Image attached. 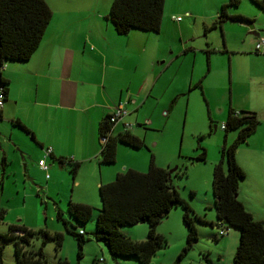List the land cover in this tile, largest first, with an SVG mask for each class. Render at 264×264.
Segmentation results:
<instances>
[{
	"label": "rangeland",
	"instance_id": "374dc122",
	"mask_svg": "<svg viewBox=\"0 0 264 264\" xmlns=\"http://www.w3.org/2000/svg\"><path fill=\"white\" fill-rule=\"evenodd\" d=\"M110 2L97 0L92 6L100 10L105 8L107 13ZM223 8L226 9V16H220ZM238 14L252 21L256 29L262 30L260 35H264V10L255 0H164L160 27L156 33L131 29L152 35L157 43V53L168 52L166 44L169 43L178 51L183 44L191 42L195 46H203L204 49L195 48V62L191 54L176 56L162 77L175 75L177 86L185 87L193 68L204 70L210 63L203 87L212 91L218 88L210 94V98L212 102L222 101L225 105L218 109L206 104V94L202 91V95L199 89L188 86L185 96L177 99L171 111L164 105L158 106L154 111V122L143 129L134 127V134L143 135L144 146L134 148L124 143L117 144L115 161L101 164L104 168H110V172L107 171L109 177H99L94 165L80 164L74 173L79 180L76 183L73 182L69 162L47 157L45 164L48 178L45 180L43 171L37 166V160L42 155L41 149H37L28 133L20 134L15 142L9 140L4 130L14 124L10 123L9 126V123L3 122L5 117L1 115L0 208L5 213L0 221V233L8 231L10 224H22L32 230L41 229L49 233L60 232L62 240L59 247L53 239H44L41 233L33 235L30 244L24 246V249L31 250L41 245L48 264H57L59 258L66 259L68 264H142L132 255H111L106 246L93 237L92 232L95 215L101 204L98 182L113 180L112 172L118 166L121 171L133 168L145 172L150 154H153L156 165L167 170L176 167L169 176V184L175 187L191 210L196 239L191 241L179 258L178 254L187 244V227L182 219L183 207L174 205L155 226V230L164 236L165 244L157 248L147 264H232L239 229L230 226L225 234H217L219 227L215 225L218 220L211 184L212 165L220 158L222 144L231 142L237 134V129L225 131L220 128L224 121L220 114L225 113L226 116L229 107L254 112L259 120L256 130L236 149V161L245 172L240 183L246 191L240 192L239 196L245 198L253 218L262 220L264 225V53L253 49L256 37L248 33L249 29L243 24L242 18H229ZM176 16L180 20H175ZM106 20L113 28L110 21ZM175 23L182 24V37L177 35ZM14 62L23 68L27 63ZM166 62L163 61V64ZM231 95L232 106L228 102ZM186 96L189 98L188 103ZM214 125L216 129H213ZM11 130L17 132L13 128ZM203 150L204 160L197 159ZM52 162H55L54 168L50 165ZM122 163L125 164L124 168H121ZM185 168L186 176L179 174ZM70 201L91 205L94 208L91 217L84 223L75 220L68 212ZM57 212L68 228L74 229L73 226L79 224L85 230L80 255L75 237L57 219ZM118 228L134 240H143L148 224L137 222ZM1 243L2 264H16L13 240Z\"/></svg>",
	"mask_w": 264,
	"mask_h": 264
},
{
	"label": "crops",
	"instance_id": "0c3cea01",
	"mask_svg": "<svg viewBox=\"0 0 264 264\" xmlns=\"http://www.w3.org/2000/svg\"><path fill=\"white\" fill-rule=\"evenodd\" d=\"M96 1L46 0L51 18L38 47L24 60L26 67L14 61H5L0 67V76L7 80L0 117L4 115L3 122L9 126L17 121L29 131L13 123L14 126L4 130L9 140H17L20 134L28 133L37 149L42 151L46 146L51 147L47 157L62 160L60 162H77L72 171L76 183L79 180L74 173L80 164L94 165L99 177H109L110 168H104L98 162L101 149L98 128L119 102L125 103L128 110L125 118L132 123L129 128L132 133L134 127L143 129L154 122V111L158 106L164 105L171 111L177 99L185 96L188 86L199 89L202 95L205 93L206 104L218 109L225 105L222 101L212 102L210 98L218 88L212 91L203 87L210 63L204 70L193 68L185 87L177 86L175 75L162 77L176 56L191 54L195 62V48L204 49L203 46L191 42L183 44L178 51L169 43L166 44L168 52L157 53V43L149 33L136 30L116 33L105 18L106 9L92 6ZM224 12L226 14V9ZM241 16L236 15L237 18L244 17ZM175 25L177 35L182 37V24ZM163 61L167 62L163 64ZM188 100L186 96L187 103ZM228 102L233 105L232 95ZM220 115L224 120L225 113ZM120 130V123H117L110 134ZM50 165L56 166L55 162ZM120 165L125 167L123 163ZM37 166L46 180V170ZM118 168L112 172L114 176L121 171ZM99 184L101 180L97 186ZM245 191V186L239 182L237 196L247 208L245 198L239 196Z\"/></svg>",
	"mask_w": 264,
	"mask_h": 264
},
{
	"label": "trees",
	"instance_id": "16d2710c",
	"mask_svg": "<svg viewBox=\"0 0 264 264\" xmlns=\"http://www.w3.org/2000/svg\"><path fill=\"white\" fill-rule=\"evenodd\" d=\"M264 10V0H255ZM164 0H112L105 15L116 33L124 34L131 29L157 32L160 27ZM220 16H226L224 8ZM51 18V9L46 0H0V64L5 61H24L30 57L38 47L43 32ZM229 18L236 19V16ZM4 94L7 89V80L0 76ZM26 132V127L17 121ZM222 130L237 129L236 137L229 143H223L220 148V158L212 165V193L217 218L216 226L228 229L230 226L239 229L238 244L236 246L232 264H264V225L262 220L254 219L251 212L244 206L237 196L240 179L245 172L235 158L239 144L256 130L259 120L254 112L245 110H227ZM111 123L108 115L100 123L98 136H105L101 143L99 163H112L116 158L117 144L124 143L134 148L144 146L142 136L129 130H120L110 134ZM215 125L213 126V129ZM204 150L197 159L204 160ZM62 161V160H60ZM74 171L77 162L67 161ZM225 162V164H224ZM186 168L179 174L186 176ZM168 170L154 163L153 154H150L148 168L145 172L133 168H124L115 173L113 180L97 186L100 199V208L95 215L93 237L102 242L111 255L134 256L140 263L147 264L155 254L157 248L165 244L163 235L155 230L156 224L166 216L170 209L180 204L183 207L182 219L187 227L186 246L178 254L190 246L196 239V229L193 217L190 215L188 204L180 198L175 187L169 184ZM68 212L79 223L87 221L93 207L82 202L68 203ZM5 210L0 208V221ZM57 219L64 224L66 231L73 235L79 247L85 239V230L77 226L70 229L66 221L57 212ZM200 221L204 219L197 218ZM146 222L148 224L146 237L143 240H134L119 230L124 224ZM212 225L213 223L210 222ZM81 230V232H79ZM41 233L44 239H53L55 245H61L60 232L49 233L46 230H32L22 224H10L8 231L0 233V264H2L1 241L13 240L16 264H48L41 245L36 249H24L30 244V238ZM218 234V233H217ZM221 235V234H218ZM173 262L171 264H176ZM57 264H68V261L59 258Z\"/></svg>",
	"mask_w": 264,
	"mask_h": 264
},
{
	"label": "built area",
	"instance_id": "2783aa9c",
	"mask_svg": "<svg viewBox=\"0 0 264 264\" xmlns=\"http://www.w3.org/2000/svg\"><path fill=\"white\" fill-rule=\"evenodd\" d=\"M175 20H180L179 16L174 17ZM253 49L256 52H261L264 53V35H259L256 37V39L254 40L253 43ZM4 64H1L0 67H3ZM4 91L2 88V85H0V106L3 103L4 100ZM128 114V110L125 106V103L119 102L115 107L114 110L108 115V120L111 123V127L109 130V133L112 130L113 125L120 123L121 126V130H129V128L132 126V123L128 120H126L125 116ZM224 127V123L221 124V128ZM101 143L105 142V136H101L99 138ZM51 152V147L50 146H46L44 148H42V155L41 157L37 160V164L39 165V167L42 170H46V164H45V158L50 154ZM227 229V228H226ZM226 229H224L223 227H221V229L218 230V234H225L226 233ZM79 232H81V230H79Z\"/></svg>",
	"mask_w": 264,
	"mask_h": 264
},
{
	"label": "water",
	"instance_id": "95a60500",
	"mask_svg": "<svg viewBox=\"0 0 264 264\" xmlns=\"http://www.w3.org/2000/svg\"><path fill=\"white\" fill-rule=\"evenodd\" d=\"M242 22L249 29L248 33H250V34H252V35H254L256 37L261 34L262 30L256 29L252 21H250V20H246V21L242 20ZM175 168L176 167H174L172 169H169L168 170V175H170Z\"/></svg>",
	"mask_w": 264,
	"mask_h": 264
},
{
	"label": "flooded vegetation",
	"instance_id": "af4514ba",
	"mask_svg": "<svg viewBox=\"0 0 264 264\" xmlns=\"http://www.w3.org/2000/svg\"><path fill=\"white\" fill-rule=\"evenodd\" d=\"M256 37V36H255Z\"/></svg>",
	"mask_w": 264,
	"mask_h": 264
}]
</instances>
